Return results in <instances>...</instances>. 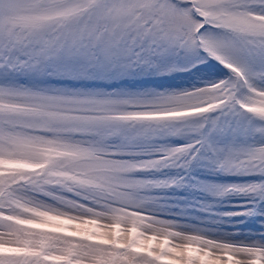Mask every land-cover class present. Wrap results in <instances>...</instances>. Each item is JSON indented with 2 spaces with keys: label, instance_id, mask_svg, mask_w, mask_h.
I'll use <instances>...</instances> for the list:
<instances>
[{
  "label": "rangeland",
  "instance_id": "1",
  "mask_svg": "<svg viewBox=\"0 0 264 264\" xmlns=\"http://www.w3.org/2000/svg\"><path fill=\"white\" fill-rule=\"evenodd\" d=\"M0 264H264V0H0Z\"/></svg>",
  "mask_w": 264,
  "mask_h": 264
}]
</instances>
